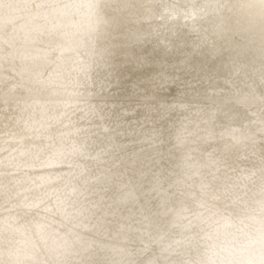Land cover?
<instances>
[{
    "label": "rangeland",
    "instance_id": "374dc122",
    "mask_svg": "<svg viewBox=\"0 0 264 264\" xmlns=\"http://www.w3.org/2000/svg\"><path fill=\"white\" fill-rule=\"evenodd\" d=\"M102 1L0 0V264L144 259L187 196L211 203L181 209L183 231L200 223L169 260L245 263L229 245L254 239L247 215L261 212L264 0ZM219 203L226 216L207 218ZM227 218L235 233L213 235ZM114 231L119 260L104 246Z\"/></svg>",
    "mask_w": 264,
    "mask_h": 264
},
{
    "label": "bare ground",
    "instance_id": "6f19581e",
    "mask_svg": "<svg viewBox=\"0 0 264 264\" xmlns=\"http://www.w3.org/2000/svg\"><path fill=\"white\" fill-rule=\"evenodd\" d=\"M102 1V0H101ZM183 1V0H182ZM206 1V0H205ZM219 1V0H218ZM50 2V1H49ZM63 2V1H62ZM94 2V1H93ZM92 2V3H93ZM103 2V1H102ZM107 2V1H106ZM113 2V1H112ZM148 2V1H147ZM220 2V1H219ZM24 3V2H23ZM60 3V2H59ZM97 3V2H96ZM108 3V2H107ZM135 3V2H134ZM152 3V2H151ZM202 3H203V1H202ZM207 3V2H206ZM51 4V3H50ZM66 4V3H65ZM86 4V3H85ZM90 4V3H89ZM120 4V3H119ZM153 4V3H152ZM257 4V3H256ZM54 5V4H53ZM72 5V4H71ZM100 5H103V4H100ZM109 5V4H108ZM138 5V4H137ZM201 5V4H200ZM214 5V4H213ZM225 5V4H224ZM39 6V5H38ZM52 6V5H51ZM123 6V5H122ZM130 6V5H129ZM222 6V5H221ZM46 7V6H45ZM64 7V6H63ZM98 7V6H97ZM101 7V6H100ZM103 7V6H102ZM105 7H106V5H105ZM149 7V6H148ZM112 8H114V7H112ZM111 8V9H112ZM120 8V7H119ZM127 8V7H126ZM126 8H124V9H126ZM204 8V7H203ZM76 9H77V7H76ZM81 9H83V8H81ZM92 9V8H91ZM103 9V8H102ZM110 9V8H109ZM72 10V9H71ZM97 10V9H96ZM120 10V9H119ZM210 10V9H209ZM45 11H46V9H45ZM50 11H51V9H50ZM49 11V12H50ZM66 11V10H65ZM64 11V12H65ZM73 11V10H72ZM108 11V10H107ZM126 11V10H125ZM124 12V11H123ZM128 12V11H127ZM120 13V12H119ZM131 13V12H130ZM134 13V12H133ZM203 13V12H202ZM70 14V13H69ZM115 14H117V13H115ZM135 14V13H134ZM151 14V13H150ZM261 14V13H260ZM46 15V14H45ZM98 15V14H97ZM106 15V14H105ZM211 15V14H210ZM48 16V15H47ZM119 16V15H118ZM125 16V15H124ZM123 16V17H124ZM155 16V15H154ZM226 16V15H225ZM103 17V16H102ZM105 17H107V16H105ZM112 17V16H111ZM115 17V16H114ZM123 17H122V20H123ZM121 18V17H120ZM160 19V18H159ZM197 19V18H196ZM88 20V19H87ZM112 20H115V19H112ZM84 21V20H83ZM100 21H102V20H100ZM134 21V20H133ZM211 21V20H210ZM212 21H213V19H212ZM107 22V21H106ZM115 22H116V20H115ZM158 22V21H157ZM84 23V22H83ZM112 23V22H111ZM119 23V22H118ZM117 23V24H118ZM106 23H104V25H105ZM120 24V23H119ZM160 24V23H159ZM90 25V24H89ZM109 25V24H108ZM126 25V24H125ZM106 26V25H105ZM112 26H113V24H112ZM120 26V25H119ZM41 27V26H40ZM43 27L44 26H42V29H43ZM50 27V26H49ZM111 27V26H110ZM109 26H108V28H110ZM114 27V26H113ZM95 28V27H94ZM100 28V27H99ZM112 28V27H111ZM216 28V27H215ZM117 29H119V28H116L115 29V31L117 30ZM122 29V28H121ZM98 30V29H97ZM113 30V29H112ZM43 31V30H42ZM114 31V30H113ZM159 31V30H158ZM119 32V31H118ZM117 32V33H118ZM121 33V32H120ZM119 34V33H118ZM141 35V34H140ZM129 36V35H128ZM104 38V37H103ZM132 38V37H131ZM117 42V41H116ZM73 46V45H72ZM85 51V50H84ZM229 51V50H228ZM31 53V52H30ZM82 53V52H81ZM70 55V54H69ZM48 75V74H47ZM241 100V99H240ZM59 105V104H58ZM60 106V105H59ZM57 107V106H56ZM259 112V111H258ZM260 113V112H259ZM43 129V128H42ZM107 130V129H106ZM43 131H44V129H43ZM43 134V133H42ZM115 134V133H114ZM260 134V133H259ZM50 135V134H49ZM199 135H201V132H197L196 131V133H194V135L190 138V139H188V140H193V141H195L196 140V137H198ZM75 136V135H74ZM43 137H45V136H43ZM96 137V136H95ZM244 136H239V138H237L236 139V141L238 140V139H242ZM111 138V137H110ZM255 138V137H254ZM122 139V138H121ZM160 139V138H159ZM97 140V139H96ZM111 140V139H110ZM58 141V140H57ZM240 141V140H239ZM244 141V140H243ZM44 142H45V140H44ZM91 142V141H90ZM178 142H180V145L178 146L179 147V149H183L184 147V145H185V143L184 142H182V141H178ZM62 144V143H61ZM242 144V143H241ZM71 145V144H70ZM108 146V145H107ZM251 146V145H250ZM109 147V146H108ZM217 147V146H216ZM49 149H50V147H48ZM242 148V147H241ZM164 149V148H163ZM55 150V149H54ZM56 152H57V154H58V152H61V150L59 149V150H56ZM69 152V151H68ZM71 152V151H70ZM52 153V152H51ZM66 153V152H65ZM37 154V153H36ZM70 154V153H69ZM70 156H71V154H70ZM73 156V155H72ZM75 157V156H74ZM65 158V157H64ZM63 158V159H64ZM141 158V157H140ZM150 158V157H149ZM102 159V158H101ZM71 160V159H70ZM95 160V159H94ZM97 160H99V159H97ZM64 161H65V159H64ZM102 161V160H101ZM100 160H99V162H101ZM137 161V160H136ZM97 162V161H96ZM120 162V161H119ZM104 163V162H103ZM122 163V162H121ZM120 163V164H121ZM100 165V164H99ZM107 165V164H106ZM138 165V164H137ZM58 166V165H57ZM105 167V166H104ZM110 167V166H109ZM140 169V168H139ZM195 169V171H193L194 173H198V169H199V167H195L194 168ZM211 169H213L214 170V168L213 167H211ZM63 170V169H62ZM96 171V170H95ZM192 172V173H193ZM222 172V171H221ZM62 174V173H61ZM71 174V173H70ZM69 174V175H70ZM189 174V173H188ZM141 175V174H140ZM115 176V175H114ZM117 176V175H116ZM71 177V176H70ZM190 177V176H189ZM109 178V177H108ZM196 178V177H195ZM120 179V178H119ZM197 181V180H196ZM257 181V180H256ZM160 182V181H159ZM192 182V181H191ZM194 182V181H193ZM80 183V182H79ZM194 183H196V182H194ZM155 184V183H154ZM185 186H187V185H185ZM183 188V187H182ZM252 188V187H251ZM74 189V188H73ZM115 189V188H114ZM184 189V188H183ZM250 190V187H247V188H244V189H242L241 190V192L240 193H242V192H244L245 190ZM69 192H71V190L69 191ZM73 192V191H72ZM115 192V191H114ZM159 193V192H158ZM175 193V192H174ZM180 193V192H179ZM189 193H191V192H188V195H189ZM239 193V194H240ZM250 193H254L253 195L254 196H252V199H254V200H258L259 202H258V205H259V208H258V210H260L261 212H259V213H249L247 216L249 217V218H251L253 221H255L256 223V226H257V228H255L256 229V231H255V233L253 234V237L252 238H254L252 241L250 240V241H248L249 239H247V243H244L243 245H239V246H237V245H233L232 243H230L231 245H229L230 247L231 246H234V248L236 249V248H238V247H241L242 249H244V248H246V252L248 253V252H250L251 254L246 258V256L244 257L245 258V263H244V261H243V264H264V186H262L258 191L255 189L254 190V192L253 191H250ZM126 194H127V192H126ZM172 194V193H171ZM187 194V193H186ZM184 195V194H183ZM161 196V198H163V196L162 195H160ZM186 196V195H185ZM71 197V196H70ZM171 197V196H170ZM190 197V196H189ZM128 198H131L132 200H134V201H132V202H136L137 201V198H138V194H137V192L136 191H129V194L126 196V198L124 197V198H122L121 197V199H128ZM188 200H186L185 198V200H186V202L184 203H181V202H177L174 206H173V208H172V210L171 211H169V212H167V213H165L166 215H165V217H163V220H164V222H165V224L167 225V227H166V229H161V228H159V230H157V231H155V229H153L154 231H153V236H154V239H152V240H144V241H146V242H148V246H147V248L148 249H146V251H144V253H146V255H145V258L144 259H138V257H140L139 255H137V256H133V255H131V257L130 258H128V259H126V261H128V263H125V264H175V263H173V262H171L170 260H169V253H170V251H172V249L173 248H170V249H168V246L170 247L173 243H175L176 245L175 246H180L181 247V249H183V248H188V249H191V245L189 244L190 242H191V240H193L195 237L193 236V231H194V228H195V226L198 224V223H200V221H196V220H194V221H192L190 224H186L187 226H189V225H191V227H190V229H188V230H186V231H183V229L181 228V226H180V224H183V223H186L187 221H189V220H191V219H193V215L192 216H190V218H187L186 219V217L185 216H183V211L181 210L182 208H189V207H191V206H194V203L195 202H198L201 206H207V204L208 203H211V200H210V198H207L206 196H205V198H198L197 200L196 199H192V198H188V196L186 197ZM121 199H119L118 200V198L117 199H112V201L115 203L116 201L118 202H120L121 201ZM168 200V199H167ZM173 200V199H172ZM215 201H217L216 199H215ZM131 202V203H132ZM213 204V203H212ZM224 204L223 203H219L218 204V208L217 209H214V210H209V211H207V218L208 217H218L219 215H223L222 213L227 209V207H225V206H223ZM201 206H200V212H202V210L201 209H203V208H201ZM214 207V206H213ZM206 208V207H205ZM140 210V209H139ZM195 211L197 210V208H195L194 209ZM230 210V209H229ZM164 212H166V211H164ZM136 213V212H135ZM131 214H132V212H131ZM78 215H80V214H78ZM227 215H228V213H227ZM183 216V217H182ZM195 216V215H194ZM223 216H226V215H223ZM79 217V216H78ZM150 217V216H149ZM154 217V216H153ZM143 218V217H142ZM58 219H59V217H58ZM146 219V218H145ZM153 218H151V219H149L148 221L149 222H152L151 224H154L155 225V223H157L158 221H156V220H152ZM202 219V218H201ZM225 219V218H224ZM134 220H136V218L134 219ZM152 220V221H151ZM200 220V219H199ZM237 220L238 219H230V218H227V220L223 223L225 226L223 227V229L221 228V227H219V228H216L215 230H214V232H213V235H217L218 233H220L221 231H224L225 230V232L227 231V233H228V235H229V233H230V236L231 235H233L234 233H235V231H236V229L235 228H233V224L234 223H236L237 222ZM77 224V223H76ZM176 225H178V226H176ZM161 226V225H160ZM143 227V226H142ZM169 227V228H168ZM114 229V228H113ZM156 229H158V228H156ZM143 231V230H142ZM240 231V230H239ZM238 231V232H239ZM81 232V231H80ZM141 232V231H140ZM167 232H168V234H167ZM68 233V232H67ZM70 233V232H69ZM76 233H77V231H76ZM175 234V235H173V236H171V235H169V234ZM244 233V232H243ZM73 234V233H72ZM75 234V233H74ZM146 234V233H145ZM78 235H80V234H78ZM142 235H143V233H142ZM225 235H227V234H225ZM241 235V234H240ZM82 236V235H81ZM151 236V235H150ZM250 236V235H249ZM77 237H79V236H77ZM123 237H125V235H123V234H121V232H120V234L118 233V231H114V236H113V238L111 237V240L110 241H108L107 243H105V249H106V252L108 251L109 253H113V255H119V256H117V260H119L120 258H121V255H123L124 253L126 254L127 252V250H128V247L125 245V242H123ZM224 237V236H223ZM36 239V238H35ZM82 239H83V237H82ZM72 240V239H71ZM216 240V239H215ZM143 241V240H142ZM33 242V241H32ZM44 242V241H43ZM59 242V241H58ZM82 242V241H81ZM153 242H157L156 244H155V246H152L153 244ZM161 242H163L162 244H161ZM165 242V243H164ZM222 242V241H221ZM30 243V242H29ZM57 243V242H56ZM70 243V242H69ZM80 241L77 239H73L72 240V244L73 245H71V244H69L68 245V250L69 251H74V250H76V248L77 247H79L80 246ZM145 243V242H144ZM58 244V243H57ZM237 244V243H236ZM50 245V244H49ZM188 246V247H187ZM226 247V249L228 248H230V247ZM49 248V247H48ZM224 249H225V247H223ZM223 248H222V250H223ZM255 248H257V249H255ZM87 248L86 247H79V250H86ZM93 249V248H92ZM219 249V248H218ZM99 250V249H98ZM97 250V251H98ZM221 251V250H220ZM227 251V250H226ZM229 251V250H228ZM227 251V252H228ZM241 251V250H240ZM244 251V250H243ZM85 252V251H84ZM216 253L218 252L217 251V249H216V251H215ZM215 252H211V254L212 255H214V253ZM56 253V252H55ZM58 253V252H57ZM219 253H221V252H219ZM82 254V253H81ZM85 254V253H84ZM87 254V253H86ZM85 254V255H86ZM93 254V253H92ZM139 254H143V252H139ZM67 255H68V253H67ZM173 255V254H172ZM207 256V255H206ZM227 256V255H226ZM50 257V256H49ZM63 257H65V256H63ZM96 257V256H95ZM176 258V257H175ZM226 258V257H225ZM73 259V258H72ZM65 260V259H64ZM98 260V259H97ZM179 261V260H178ZM47 262V261H46ZM65 262V261H64ZM67 262V261H66ZM74 262V261H73ZM79 262V261H78ZM234 262V261H233ZM76 263V262H75ZM178 263V262H177ZM230 263V262H229ZM111 264H121V263H116V262H113V263H111ZM231 264V263H230Z\"/></svg>",
    "mask_w": 264,
    "mask_h": 264
}]
</instances>
